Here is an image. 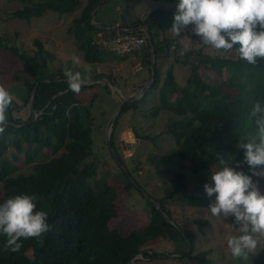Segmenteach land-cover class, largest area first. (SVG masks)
<instances>
[{
	"label": "trees",
	"instance_id": "trees-1",
	"mask_svg": "<svg viewBox=\"0 0 264 264\" xmlns=\"http://www.w3.org/2000/svg\"><path fill=\"white\" fill-rule=\"evenodd\" d=\"M14 1L19 7L7 18L26 22L42 18L47 12L69 15L81 4L80 0ZM97 1L86 0L79 15L72 19L68 31L72 33L83 61L87 65L99 64L103 67L107 58L122 61L124 56L100 50L94 41L98 33L103 38L116 34L100 30L88 22V14ZM169 13L173 15L174 12L169 10ZM173 18L162 10H155L129 24L122 20L121 28L148 26L156 69L148 92L139 101L128 103L121 109L113 129L125 110H136L139 104L142 116L146 115V108H149L148 114L153 119L161 112L167 113L169 117L165 130L154 136H138L134 129L131 130L137 140L153 142L164 134L171 138L175 146L150 157V165L155 168L157 176L171 174L170 184L173 191L181 192L183 205L208 207L212 197L205 194V199L194 194L198 188L189 190L183 165H190L191 174L199 177L201 185L211 172L220 168L219 158H224L232 167L243 161L244 152L237 145L248 139H257L258 135L254 118L250 116L252 106L260 101L264 107V59L258 58L257 64L251 65L240 59L235 49L230 51L232 57L216 49L222 54L211 55L202 52L207 47L204 45L193 58L188 56L190 52L183 57L175 44L180 35L172 37L166 33V29L172 26ZM136 35L145 37L141 32ZM33 44L36 48L30 55L21 44L11 42L6 34H0V55L4 52L16 58L21 69L27 73H18L9 79L12 82L9 92L13 103L7 112L8 126L0 134V202L17 194L33 196L37 210L48 213L51 230L38 239L22 238L23 246L15 253L5 249L7 237L0 234V264H128L130 261L133 264L138 255L147 259L163 255L143 249L157 239L172 241L173 254H179L180 260L205 261L210 250L193 254L194 234L173 226L165 219L164 215L171 216L170 211L164 209L168 197L156 200L159 208L143 197L146 201L145 223L128 234L123 235L109 227V221L117 215L116 192L106 178L95 180L98 164L92 159L90 110L81 106L78 94L68 89L65 70L52 64L43 43L35 39ZM135 55L141 58L150 78V52L146 42ZM169 59L189 66L186 86L177 85L172 67L166 70L163 77L161 61ZM105 68L98 72L89 68L91 75L82 70V75L90 80L108 77L116 83L110 68ZM205 72L209 74L203 76ZM212 74L218 77V82L210 80ZM0 75L7 78L2 68ZM147 81L142 84L144 87ZM96 84L84 85L81 91ZM101 84L111 93L106 83ZM147 96L151 100L148 107ZM24 109L28 111L25 120L15 117V113ZM33 114L36 115L34 120ZM113 141L112 131L109 142L114 151ZM44 149L49 152L48 159H42ZM7 150L15 151L11 159L5 155ZM19 154L24 155V163L31 170L29 173L18 172L15 162ZM113 155L120 167L116 179L122 180V176L126 182L125 189L129 192L136 189L138 186L131 180L129 171L115 151ZM171 163H177L179 168L172 172L168 166ZM238 170L251 175L247 164L240 163ZM197 224L203 233L202 227L208 222L198 221ZM188 246L191 247L190 252L187 251ZM249 264H264V249H260Z\"/></svg>",
	"mask_w": 264,
	"mask_h": 264
},
{
	"label": "rangeland",
	"instance_id": "rangeland-1",
	"mask_svg": "<svg viewBox=\"0 0 264 264\" xmlns=\"http://www.w3.org/2000/svg\"><path fill=\"white\" fill-rule=\"evenodd\" d=\"M80 6L74 12L69 15H58L53 12H47L42 18L32 19L30 22L9 20L8 14L13 12L19 7V4L14 0H0V34H6L11 42L21 44L22 48L27 51L28 54H32V51L36 48L33 44L35 39L40 40L43 43L46 54L52 60V64L63 70L71 69L73 71L89 68L96 72L105 70L106 64L102 67L99 64L87 65L82 59V53L76 49L75 40L73 35L68 29L72 26V19L76 18L81 8L85 5L86 0H80ZM179 0H173L171 2H164L158 0H107L96 11L95 19L108 25H113L118 20H125L127 22L142 18L152 11L162 10L167 16H174L176 6ZM172 10L173 15L169 13ZM171 28L166 29V33L175 36L170 31ZM177 45V51L183 56L193 58L197 54L198 50L202 46L198 37H195L191 31V28L185 29L180 33L179 39L175 43ZM226 56L232 57V52L223 50ZM211 55H220V51H215L211 47H205L202 51ZM76 55L80 59L79 64L73 63L72 57ZM186 57V56H185ZM139 58L131 59L128 61L123 72L126 74L125 78L130 80H138L143 82L142 78H149L148 69H142L140 72L134 73L129 64H136ZM161 70L164 77L166 70L172 67L178 86H186L185 78L189 74V66L179 64L169 59L161 61ZM132 67V66H131ZM4 70L7 74V78L0 75V85H3L7 90L12 87V82L9 80L12 76L21 73L26 75L27 73L21 69V65L14 57H10L4 52L0 55V70ZM88 75L91 73L87 72ZM209 74V72L202 73ZM212 82H218V77L215 74L210 76ZM144 85V82L142 83ZM132 90V89H131ZM133 92V91H131ZM130 92V94H131ZM150 97L146 98V107L150 105ZM80 105L89 108L91 116L90 125V137L92 141V159L98 164L95 180L105 179L110 185H114L116 192L115 206L116 217L109 221V227L111 229H117L119 233L126 235L134 228L144 225L146 220L145 212V199L149 202L157 204L156 200L168 197L165 201L164 209L170 211V219L175 224L173 226L180 227L191 231L195 236V241L192 247L193 254L201 253L210 250L207 254L205 261H197L195 259H183L178 258L179 254L174 253V244L171 241L157 239L154 242L149 243L143 249L152 250L157 253L163 254L153 259H147L138 255L133 264H249L254 255L250 254L248 261L242 259H234L227 247V237L229 235H239L240 233L235 231L231 226L232 218L225 221L223 218L213 217L208 207H190L181 203V192H175L170 184L171 174H165L163 176H157L155 168L150 165L149 158L157 156L159 154L169 151L174 147V141L166 134L160 138L152 141H146L143 139L137 140L135 135L132 136L131 129H134L138 136L143 134H150L154 136L165 130L168 124V114L162 113L158 115L156 119H153L148 114V109L145 110V116L141 115L142 106L139 104L136 110H125L120 118L117 120L115 129L112 128L114 133V151L118 159L125 165L129 171L131 180L136 183L138 187L132 189L130 192L125 189V179L121 176L122 180H117V176L120 173V167L115 155H111L110 136H108V125L112 116L116 113L120 105L119 96L111 90L108 93L104 89L101 83L86 88L78 94ZM28 116L27 109L18 114L15 113V117H20L25 120ZM120 137H126L129 142H134V146L130 150L123 152L122 146L119 144ZM137 140V142H136ZM12 152L14 150H7L5 155L11 159ZM118 154V155H117ZM49 152L44 149L42 152V159H48ZM114 158H113V157ZM45 157V158H43ZM18 172L29 173L30 167L24 163V155L19 154L15 162ZM173 172L179 168L177 163H171L168 165ZM189 164L183 165V172L187 179V185L189 190H195L194 194L201 195L204 198L205 191L203 185L205 183H211L210 177L207 181L199 184V177H195L191 174ZM264 167V166H261ZM257 168V171H260ZM124 179V180H123ZM254 181L258 182V187L264 192V177L255 176ZM90 184H93V180H90ZM201 187V188H199ZM139 192L141 194H139ZM142 195V196H141ZM145 199H144V198ZM206 199V198H205ZM213 195L210 202L214 201ZM158 207V204H157ZM198 221H207L208 224L202 227L203 233L198 227ZM261 242L264 243V238H261Z\"/></svg>",
	"mask_w": 264,
	"mask_h": 264
},
{
	"label": "clouds",
	"instance_id": "clouds-1",
	"mask_svg": "<svg viewBox=\"0 0 264 264\" xmlns=\"http://www.w3.org/2000/svg\"><path fill=\"white\" fill-rule=\"evenodd\" d=\"M188 28L202 45L216 50L235 49L248 64L256 65L258 58L264 59V0H179L170 31L178 36ZM72 60L80 63L76 55ZM64 76L68 89L76 94L91 82L89 77L71 69H66ZM12 103L9 90L0 85V134L8 126L7 112ZM250 116L258 135L257 139L237 145L244 152L243 161L232 167L219 158L220 168L211 172V183L203 185L208 197L215 196L208 205L210 214L225 221L232 218L230 226L240 234L229 235L227 247L234 259L244 261L264 249V192L253 180V176L264 177V107L260 101L253 104ZM240 163L249 166L251 175L238 170ZM34 199L17 194L0 202V234L7 237L6 250L18 252L23 246L22 238L38 239L51 230L48 213L37 210Z\"/></svg>",
	"mask_w": 264,
	"mask_h": 264
},
{
	"label": "water",
	"instance_id": "water-1",
	"mask_svg": "<svg viewBox=\"0 0 264 264\" xmlns=\"http://www.w3.org/2000/svg\"><path fill=\"white\" fill-rule=\"evenodd\" d=\"M106 1L107 0H98L94 4V6L92 7V9L90 10V12L88 14V22L91 25H93L94 27H96V28H98L100 30H106V31H109V32H115V33H139V32H141L145 36V40H146V43L148 45L149 52H150V78L146 82V85L143 88V90L140 88L139 90L133 92L132 94L127 93V91H125L124 89L119 87L116 83L112 82L109 78H103V79H100V80H90L91 81L90 83L85 84V85H90V84H94V83H106L109 86V88H111V90L113 92H115L120 98L119 108L116 111V113L112 116V118H111V120L109 122V125H108V136H110L111 132H112L113 124H114L117 116L119 115L121 109L125 105H127L128 103H133V102L139 101L148 92V88L151 85L152 81L154 80L156 64H155V55H154L152 37H151V34L149 32L148 26L143 25V26H137L135 28H128V29L126 28L125 29V28H121V27H118V26H110V25L103 24V23H100V22H95L93 20V15L97 11V9L103 3H105ZM33 92H34V90H33ZM35 117H36V115L33 114L32 120H34ZM125 141L126 140H124V142ZM136 142H137V140H136ZM126 143H127V145H129L128 142H126ZM134 145L135 144H133L132 146H134ZM112 153L114 154L113 150H112ZM158 208H159V206H158ZM164 217L169 223L175 225L168 216L164 215ZM190 249H191V247L188 246V250L187 251L190 252ZM128 264H131V261L128 262Z\"/></svg>",
	"mask_w": 264,
	"mask_h": 264
},
{
	"label": "crops",
	"instance_id": "crops-1",
	"mask_svg": "<svg viewBox=\"0 0 264 264\" xmlns=\"http://www.w3.org/2000/svg\"><path fill=\"white\" fill-rule=\"evenodd\" d=\"M95 14H96V12H95ZM95 14L93 15V20L95 22H100L99 20H97V19L94 18ZM139 19H141V18H138V20ZM122 20L123 19L118 20V21H116V23H114L113 25H110V26H118V27H120ZM134 21H136V20L129 21L128 24L130 22H134ZM100 23H102V22H100ZM97 35L98 36H101L100 33H98ZM103 50L104 51H111L109 49H106V50L103 49ZM135 53H131V54H127V55H120V54L115 53L119 57L120 56H122V57L124 56V60L119 61L117 59H109V58H107L106 61H105V63H104V64H106L110 68V70H111V76H112V78H115L116 84L119 87H121L122 89H124L125 91H127V93L128 92H131V91L135 92V91L139 90L140 88L143 90V88H144V86L142 85V83L145 81V78H142L143 82H140L138 80H130V79L125 78L126 74L123 72V70H124L125 66L127 65L128 61L131 60V59L133 60L135 58H139L138 62H136V64H129L130 65V68H132V71L134 73L140 72L142 69H145L146 68L144 65H142L141 58L138 57L137 55H135ZM104 78H108V77H104ZM110 90H111V88H110ZM133 92H131V94Z\"/></svg>",
	"mask_w": 264,
	"mask_h": 264
},
{
	"label": "built area",
	"instance_id": "built-area-1",
	"mask_svg": "<svg viewBox=\"0 0 264 264\" xmlns=\"http://www.w3.org/2000/svg\"><path fill=\"white\" fill-rule=\"evenodd\" d=\"M94 41L100 50L109 49L117 54L127 55L140 50L145 38L132 33H116L109 38L96 35Z\"/></svg>",
	"mask_w": 264,
	"mask_h": 264
},
{
	"label": "flooded vegetation",
	"instance_id": "flooded-vegetation-1",
	"mask_svg": "<svg viewBox=\"0 0 264 264\" xmlns=\"http://www.w3.org/2000/svg\"><path fill=\"white\" fill-rule=\"evenodd\" d=\"M131 134H132V136H134L135 135V133L131 130ZM124 138H126V137H120V139H119V144L122 146V149L121 150H123V152H125V151H128V150H130V148L132 147L131 146V142H129V140L127 139H125L126 141L124 142ZM126 142H128L129 143V145H127V143ZM134 144V142L132 143V145ZM112 151V150H111Z\"/></svg>",
	"mask_w": 264,
	"mask_h": 264
}]
</instances>
